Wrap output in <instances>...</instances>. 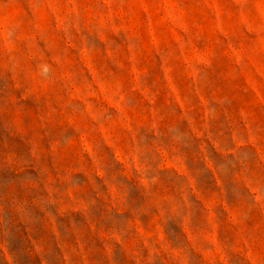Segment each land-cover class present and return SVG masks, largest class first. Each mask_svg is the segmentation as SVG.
<instances>
[{"label":"rangeland","instance_id":"374dc122","mask_svg":"<svg viewBox=\"0 0 264 264\" xmlns=\"http://www.w3.org/2000/svg\"><path fill=\"white\" fill-rule=\"evenodd\" d=\"M0 264H264V0H0Z\"/></svg>","mask_w":264,"mask_h":264}]
</instances>
